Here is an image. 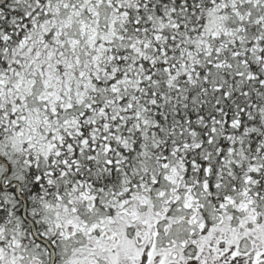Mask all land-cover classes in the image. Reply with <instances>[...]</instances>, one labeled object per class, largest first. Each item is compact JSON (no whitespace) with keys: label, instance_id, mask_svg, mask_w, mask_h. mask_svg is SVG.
<instances>
[{"label":"snow or ice","instance_id":"6c2138e0","mask_svg":"<svg viewBox=\"0 0 264 264\" xmlns=\"http://www.w3.org/2000/svg\"><path fill=\"white\" fill-rule=\"evenodd\" d=\"M0 264H264V0H0Z\"/></svg>","mask_w":264,"mask_h":264}]
</instances>
